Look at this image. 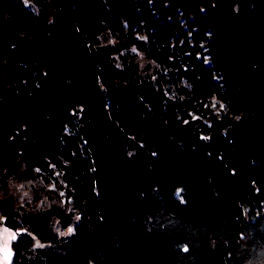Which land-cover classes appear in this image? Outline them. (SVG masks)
<instances>
[{
	"label": "trees",
	"instance_id": "1",
	"mask_svg": "<svg viewBox=\"0 0 264 264\" xmlns=\"http://www.w3.org/2000/svg\"><path fill=\"white\" fill-rule=\"evenodd\" d=\"M257 207L264 0H0L10 264H264Z\"/></svg>",
	"mask_w": 264,
	"mask_h": 264
},
{
	"label": "rangeland",
	"instance_id": "2",
	"mask_svg": "<svg viewBox=\"0 0 264 264\" xmlns=\"http://www.w3.org/2000/svg\"><path fill=\"white\" fill-rule=\"evenodd\" d=\"M96 23V19L88 17V20L84 23V25L86 27H90ZM216 78H218V75H216ZM244 205L248 207L249 202L245 200ZM256 213H264V209L262 207H257ZM247 219L249 222H252L254 220V214L247 213ZM21 232L23 231H15L4 226L2 218L0 217V264H10L14 253H43L47 250L48 244L41 243L37 240H34L30 245L23 243L19 239V234Z\"/></svg>",
	"mask_w": 264,
	"mask_h": 264
},
{
	"label": "clouds",
	"instance_id": "3",
	"mask_svg": "<svg viewBox=\"0 0 264 264\" xmlns=\"http://www.w3.org/2000/svg\"><path fill=\"white\" fill-rule=\"evenodd\" d=\"M187 249H185V251H186Z\"/></svg>",
	"mask_w": 264,
	"mask_h": 264
}]
</instances>
